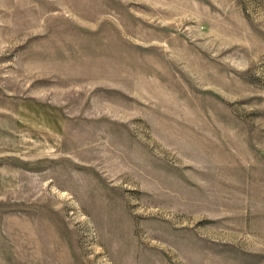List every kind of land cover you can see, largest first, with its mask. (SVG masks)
<instances>
[{"label":"rangeland","instance_id":"obj_1","mask_svg":"<svg viewBox=\"0 0 264 264\" xmlns=\"http://www.w3.org/2000/svg\"><path fill=\"white\" fill-rule=\"evenodd\" d=\"M0 264H264V0H0Z\"/></svg>","mask_w":264,"mask_h":264}]
</instances>
